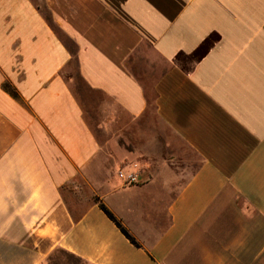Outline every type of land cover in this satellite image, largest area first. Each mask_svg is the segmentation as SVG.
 Returning <instances> with one entry per match:
<instances>
[{"label":"crops","instance_id":"0c3cea01","mask_svg":"<svg viewBox=\"0 0 264 264\" xmlns=\"http://www.w3.org/2000/svg\"><path fill=\"white\" fill-rule=\"evenodd\" d=\"M57 250L264 264V0H0V264Z\"/></svg>","mask_w":264,"mask_h":264},{"label":"rangeland","instance_id":"374dc122","mask_svg":"<svg viewBox=\"0 0 264 264\" xmlns=\"http://www.w3.org/2000/svg\"><path fill=\"white\" fill-rule=\"evenodd\" d=\"M75 88H76V85H75ZM53 257H55L57 260L55 263H51V264H74L75 263L73 256L70 253H67L63 250H57L54 253Z\"/></svg>","mask_w":264,"mask_h":264},{"label":"trees","instance_id":"16d2710c","mask_svg":"<svg viewBox=\"0 0 264 264\" xmlns=\"http://www.w3.org/2000/svg\"><path fill=\"white\" fill-rule=\"evenodd\" d=\"M15 94V93H14ZM101 207L103 210L116 222V224L121 228L123 233L136 245H139V242L130 234V232L123 226V224L120 222L119 219H117L113 213L104 205L101 203Z\"/></svg>","mask_w":264,"mask_h":264},{"label":"built area","instance_id":"2783aa9c","mask_svg":"<svg viewBox=\"0 0 264 264\" xmlns=\"http://www.w3.org/2000/svg\"><path fill=\"white\" fill-rule=\"evenodd\" d=\"M120 176H125L122 171L119 172ZM127 182H134L136 180V175L134 173L125 176Z\"/></svg>","mask_w":264,"mask_h":264}]
</instances>
